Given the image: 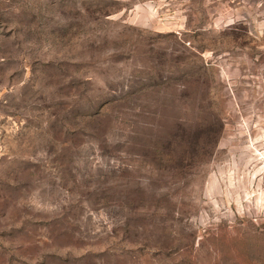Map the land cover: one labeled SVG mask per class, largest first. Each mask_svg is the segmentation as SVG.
I'll return each mask as SVG.
<instances>
[{
	"label": "rangeland",
	"instance_id": "1",
	"mask_svg": "<svg viewBox=\"0 0 264 264\" xmlns=\"http://www.w3.org/2000/svg\"><path fill=\"white\" fill-rule=\"evenodd\" d=\"M0 264H264V0H0Z\"/></svg>",
	"mask_w": 264,
	"mask_h": 264
}]
</instances>
